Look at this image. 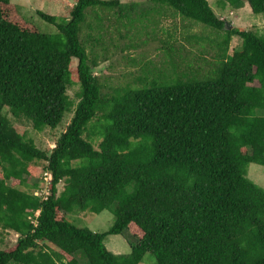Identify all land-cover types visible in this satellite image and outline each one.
<instances>
[{"label": "trees", "instance_id": "obj_1", "mask_svg": "<svg viewBox=\"0 0 264 264\" xmlns=\"http://www.w3.org/2000/svg\"><path fill=\"white\" fill-rule=\"evenodd\" d=\"M159 1L222 34L213 68L185 76V63L104 91L80 35L86 11L133 4L77 0L67 18L38 9L48 32L0 0V225L18 233L0 264H139L148 251L155 264H264V186L248 175L251 162L264 165V33L231 25L209 0ZM246 1L264 13V0ZM234 34L241 45L230 50ZM9 111L37 129L72 115L47 151ZM39 171L52 174L46 195L20 187ZM104 209L115 215L104 231L68 218ZM126 229L130 252L110 250L106 236Z\"/></svg>", "mask_w": 264, "mask_h": 264}, {"label": "rangeland", "instance_id": "obj_2", "mask_svg": "<svg viewBox=\"0 0 264 264\" xmlns=\"http://www.w3.org/2000/svg\"><path fill=\"white\" fill-rule=\"evenodd\" d=\"M20 10L32 18L35 24L44 31L53 32L55 26L41 18L38 9L57 14L60 17L69 16L71 6L77 0H12ZM122 4H133L127 12L122 6L101 9L91 7L86 11V19L82 24L80 35L87 43V50L91 56L98 58L95 73L101 76L104 91L112 87L121 86L126 82L143 84L146 80L156 77L160 70L175 72L184 69L185 63H192V68H186L185 76L203 74L213 68L211 62L219 51V46L214 42L222 34L218 30L203 25L201 22L189 20L182 16L173 7L159 0H119ZM215 12L236 27L255 29L264 33V13L252 11L245 0L243 6L235 8L221 6L219 0H209ZM121 12L123 15H121ZM121 21H123L121 23ZM122 24L129 26V30ZM121 26V30L117 29ZM125 29V30H124ZM197 33L201 38H194L190 34ZM133 36H129V35ZM211 39L213 42H211ZM127 42L133 44L127 46ZM241 45L240 36L234 34L230 43V50ZM175 48L174 52H169ZM169 49V50H168ZM206 57V59L203 58ZM171 60L174 62L171 65ZM75 63V60L73 61ZM197 67H200L197 69ZM202 71V72H201ZM142 79V80H141ZM74 80L77 79L74 76ZM79 84L76 82L68 89L70 95L75 96ZM113 91V90H111ZM264 113V111H262ZM261 112V113H262ZM72 112H66L62 122L55 128L44 127L37 129L31 120L24 116H15L9 111V116L27 137L34 138L36 144L50 151L60 133L66 128ZM38 169L46 165V161L37 159L31 161ZM45 173L40 171L34 175H25L27 184L20 187L32 190L43 189L47 181ZM248 175L264 186V165L251 162ZM38 185L35 186L34 184ZM64 182L60 181L58 190L63 189ZM48 188V187H47ZM68 218L76 223L88 225L91 228L107 230L115 220V215L110 209L100 212L90 210H77L70 212ZM78 220V221H77ZM80 221V222H79ZM82 221V222H81ZM18 233L12 229H5L0 225V247H7L17 239ZM137 239L128 229L119 234H108L105 238L107 247L116 253H127L131 250V243ZM156 257L153 252L144 254L139 264H155Z\"/></svg>", "mask_w": 264, "mask_h": 264}, {"label": "clouds", "instance_id": "obj_3", "mask_svg": "<svg viewBox=\"0 0 264 264\" xmlns=\"http://www.w3.org/2000/svg\"><path fill=\"white\" fill-rule=\"evenodd\" d=\"M44 173H45V175H44V178H45V179H46L47 176L50 175V176L46 179V181H49V180L52 178V174H51V172H50V171H46V172H44ZM34 193L37 194V195H42V194L46 195V194L49 193V190H48V188H47L46 185H45V187H44L43 189H41V188H35V189H34Z\"/></svg>", "mask_w": 264, "mask_h": 264}, {"label": "built area", "instance_id": "obj_4", "mask_svg": "<svg viewBox=\"0 0 264 264\" xmlns=\"http://www.w3.org/2000/svg\"><path fill=\"white\" fill-rule=\"evenodd\" d=\"M49 176H50V175H49ZM49 176H47L46 179H47Z\"/></svg>", "mask_w": 264, "mask_h": 264}, {"label": "water", "instance_id": "obj_5", "mask_svg": "<svg viewBox=\"0 0 264 264\" xmlns=\"http://www.w3.org/2000/svg\"><path fill=\"white\" fill-rule=\"evenodd\" d=\"M231 26V25H230Z\"/></svg>", "mask_w": 264, "mask_h": 264}]
</instances>
